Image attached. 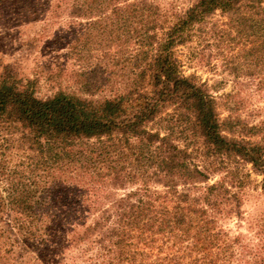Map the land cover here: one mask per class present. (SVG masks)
<instances>
[{
  "label": "trees",
  "instance_id": "16d2710c",
  "mask_svg": "<svg viewBox=\"0 0 264 264\" xmlns=\"http://www.w3.org/2000/svg\"><path fill=\"white\" fill-rule=\"evenodd\" d=\"M69 16L77 91L41 98L0 63V264H264V224L225 226L252 174L264 189V122L222 117L178 54L209 35L264 90V0L171 20L149 0H71Z\"/></svg>",
  "mask_w": 264,
  "mask_h": 264
},
{
  "label": "rangeland",
  "instance_id": "374dc122",
  "mask_svg": "<svg viewBox=\"0 0 264 264\" xmlns=\"http://www.w3.org/2000/svg\"><path fill=\"white\" fill-rule=\"evenodd\" d=\"M149 1L159 6L171 20L196 0ZM70 5L71 0H0V63L13 64L23 76L35 80L41 98L49 97L59 89H78L70 78L78 68L68 58L67 36L74 27L69 16ZM225 22L220 14L210 21L219 27ZM178 54L186 74H195L206 82L219 99L222 117L230 115L231 109L247 123L262 125L264 90L254 78L231 75L226 64L227 52L217 48L209 35L195 38L192 43L179 48ZM263 137L264 132L254 140ZM261 181L262 177L252 174L251 184L242 193L243 217L225 223L234 235L253 237L264 224Z\"/></svg>",
  "mask_w": 264,
  "mask_h": 264
}]
</instances>
